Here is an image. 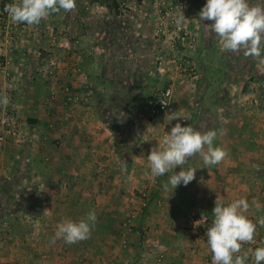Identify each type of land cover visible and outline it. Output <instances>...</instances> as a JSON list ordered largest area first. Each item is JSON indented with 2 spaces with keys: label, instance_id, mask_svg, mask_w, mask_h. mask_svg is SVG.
<instances>
[{
  "label": "crops",
  "instance_id": "1",
  "mask_svg": "<svg viewBox=\"0 0 264 264\" xmlns=\"http://www.w3.org/2000/svg\"><path fill=\"white\" fill-rule=\"evenodd\" d=\"M63 20L70 25L101 23L100 17L81 14ZM50 21L49 16L29 26L8 17L0 26V56L9 73L8 79L0 80L12 95L24 129L21 139L0 149V192L2 201H10L18 188L17 199L34 202L35 208L32 217L28 213L9 218L5 205H0V228L14 234L12 241H33L34 264H212L207 241L196 236L187 220L192 212L213 220L217 197L224 205L245 198L248 218L264 216V111L249 110L242 99L238 110L225 101L224 109L210 110L200 103L193 111L186 91L174 92L172 106L182 118L175 123L191 126L193 121L194 129L216 131L214 146L228 156L207 168L201 155L193 156L183 167L195 168V179L165 191L163 185L181 169L153 178L147 160L151 149L160 147L165 117L129 114L140 127L126 128L115 119L122 127L109 128L88 102H66L63 89L75 82L70 64L59 58L73 49L69 44L61 47V35L39 29ZM71 36L94 40L86 33ZM100 49L85 43L80 52L94 57ZM39 56L51 58L54 76L42 74ZM86 59L91 75L97 76L99 62ZM253 85L250 96H258L264 84L255 80ZM254 201L261 205L259 210ZM90 211H95L97 221L89 239L73 245L63 239L52 243L59 223L79 222ZM128 219L130 231L123 226ZM259 238L264 239V227L259 226ZM248 264H253L251 254Z\"/></svg>",
  "mask_w": 264,
  "mask_h": 264
},
{
  "label": "rangeland",
  "instance_id": "2",
  "mask_svg": "<svg viewBox=\"0 0 264 264\" xmlns=\"http://www.w3.org/2000/svg\"><path fill=\"white\" fill-rule=\"evenodd\" d=\"M206 2L76 0L74 11L61 10L51 14V21L40 25L39 29L61 35V47L71 45L73 51L68 52L71 55L59 59L70 64L72 69L75 85L68 86L69 94L84 96L82 101L73 104L88 102L104 117L109 128L122 127L115 124V119L124 123L126 128L140 127L129 118V114L141 117L146 103L167 86H171L173 95L174 92L182 95L186 91L188 100H192L193 111L200 109V103H205L210 110L224 109L227 107L225 101H230L231 106L238 110L244 103L242 100L249 110L264 111V85L261 86L263 91L257 94L259 97L250 96L251 92L254 93L255 80L264 84V65H259L252 57L222 51L219 39L206 34L204 25L213 23L199 21V12ZM5 5L6 1H0V26L3 18L9 17L4 11ZM182 11L186 20L182 27L177 28L174 19ZM79 14L100 17L101 23H64V17ZM4 27L7 29L5 23ZM73 32L90 34L94 40H81L71 36ZM81 42L82 45L98 44L100 54L84 56L80 52ZM74 47H77L76 51ZM39 57L44 69L42 74L51 76V65L55 64L49 57ZM86 58L99 62L100 66L94 69L97 76L91 75L87 66L90 60L87 64ZM190 125L193 126V121ZM27 188L32 191L33 185L29 183ZM18 190L13 194L15 199L9 198L10 201H2L0 192V205L6 207L4 214L10 218L30 213L32 217L35 214L34 202L18 200ZM12 235L0 228V264H34L33 241L23 239L15 242L11 240Z\"/></svg>",
  "mask_w": 264,
  "mask_h": 264
},
{
  "label": "clouds",
  "instance_id": "3",
  "mask_svg": "<svg viewBox=\"0 0 264 264\" xmlns=\"http://www.w3.org/2000/svg\"><path fill=\"white\" fill-rule=\"evenodd\" d=\"M75 9L76 0H18L5 5L4 11L13 23L32 26L61 10L72 12ZM185 20L182 11L176 15L174 23L180 28ZM199 21H213L204 25L203 30L209 37L219 39L222 51L252 57L259 65H264V0H207L199 12ZM9 102L6 94L0 96V105L7 106ZM181 119L176 111L165 114L169 124ZM216 137V131H200L177 122L162 137L160 147H153L147 156L150 175L161 177L179 167L181 171L174 172L163 188L173 191L181 184L187 186L195 179L196 169L184 170L183 166L193 156L201 155L206 168L219 164L228 156L223 148L214 146ZM123 164L126 167L127 163L123 161ZM214 203V218L206 232L212 264H248L250 254L253 264H264V247L242 251L244 244L255 242L257 224L264 227V216L256 223L250 220L245 215L250 207L245 198L224 205L217 197ZM253 203L259 210L261 205ZM96 221L95 211H90L79 222L65 219L57 225L52 243L63 239L66 244L73 245L87 240Z\"/></svg>",
  "mask_w": 264,
  "mask_h": 264
},
{
  "label": "built area",
  "instance_id": "4",
  "mask_svg": "<svg viewBox=\"0 0 264 264\" xmlns=\"http://www.w3.org/2000/svg\"><path fill=\"white\" fill-rule=\"evenodd\" d=\"M0 1H6L7 4L18 2V0ZM50 74L54 76L53 71H50ZM0 76H2L5 80L9 77V73L7 71V62L3 60L1 56ZM63 92L65 95L64 98L66 102L77 103L79 101H82L84 98L83 95L69 94L67 87L63 89ZM5 94L9 97L10 102L7 106L0 105V149H3L5 145H7L11 141H18L22 138L24 134L23 126L21 125L18 117L16 104L12 98V95L5 90V87L2 85L0 80V96ZM53 97L54 94L51 93L48 99L51 100L53 99ZM172 98L173 91L171 86H167L165 88L160 89L142 108V114L150 119H155L157 117H165L166 113H171L174 111V108L172 106ZM175 124V121H172L170 124L167 122V120L164 121V129L161 132V139L166 133L170 132L171 128L174 127ZM249 219L252 220L254 223L258 221V219L254 217H250ZM129 223L130 219L126 220L123 223V226L124 228L130 231L131 226L129 225ZM187 223L188 225H190L191 230L196 234L197 237L207 241L206 232L212 224V219H210L204 213L192 212L187 220ZM254 241L255 242L253 244H244L242 246V249L249 245L251 246V248L254 249L257 247H264V239L259 238V224H257V230L254 236Z\"/></svg>",
  "mask_w": 264,
  "mask_h": 264
}]
</instances>
